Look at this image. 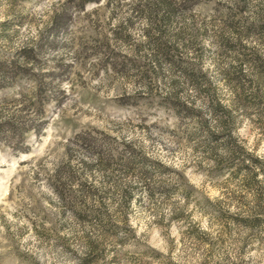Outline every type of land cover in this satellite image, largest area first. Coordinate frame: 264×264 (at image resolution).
<instances>
[{
    "label": "rangeland",
    "instance_id": "1",
    "mask_svg": "<svg viewBox=\"0 0 264 264\" xmlns=\"http://www.w3.org/2000/svg\"><path fill=\"white\" fill-rule=\"evenodd\" d=\"M258 59L264 0H0V264H264Z\"/></svg>",
    "mask_w": 264,
    "mask_h": 264
},
{
    "label": "trees",
    "instance_id": "2",
    "mask_svg": "<svg viewBox=\"0 0 264 264\" xmlns=\"http://www.w3.org/2000/svg\"><path fill=\"white\" fill-rule=\"evenodd\" d=\"M153 1V5H160V4H165V3H167V0H152ZM185 1H188V0H185ZM169 5H171V4H169ZM156 8V7H155ZM258 30H263V26H258ZM255 67H256V70H257V72H258V76H259V80H262L263 79V73H264V63H263V60H261V59H258L257 61H256V65H255ZM214 110L217 112V111H219V110H222V111H224L227 115H229V111H226L225 110V108H223V106H221V105H216L215 107H214ZM57 190H58V188H57Z\"/></svg>",
    "mask_w": 264,
    "mask_h": 264
}]
</instances>
